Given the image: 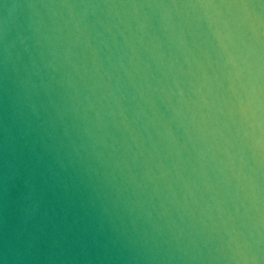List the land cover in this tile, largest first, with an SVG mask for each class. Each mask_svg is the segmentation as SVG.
Here are the masks:
<instances>
[{
  "label": "water",
  "instance_id": "95a60500",
  "mask_svg": "<svg viewBox=\"0 0 264 264\" xmlns=\"http://www.w3.org/2000/svg\"><path fill=\"white\" fill-rule=\"evenodd\" d=\"M0 264H264V0H0Z\"/></svg>",
  "mask_w": 264,
  "mask_h": 264
}]
</instances>
